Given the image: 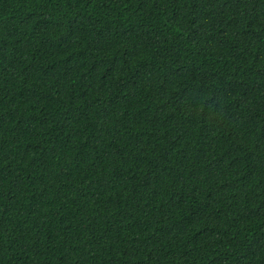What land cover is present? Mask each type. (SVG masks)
<instances>
[{"label": "trees", "instance_id": "obj_1", "mask_svg": "<svg viewBox=\"0 0 264 264\" xmlns=\"http://www.w3.org/2000/svg\"><path fill=\"white\" fill-rule=\"evenodd\" d=\"M0 264H264V0H0Z\"/></svg>", "mask_w": 264, "mask_h": 264}]
</instances>
